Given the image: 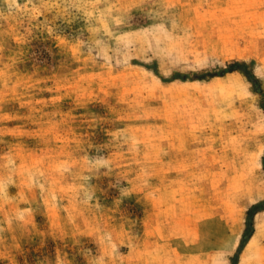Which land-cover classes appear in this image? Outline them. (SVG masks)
I'll return each mask as SVG.
<instances>
[{"label":"rangeland","instance_id":"374dc122","mask_svg":"<svg viewBox=\"0 0 264 264\" xmlns=\"http://www.w3.org/2000/svg\"><path fill=\"white\" fill-rule=\"evenodd\" d=\"M261 202L264 0H0V264H264Z\"/></svg>","mask_w":264,"mask_h":264},{"label":"trees","instance_id":"16d2710c","mask_svg":"<svg viewBox=\"0 0 264 264\" xmlns=\"http://www.w3.org/2000/svg\"><path fill=\"white\" fill-rule=\"evenodd\" d=\"M233 67V66H231ZM261 208H264V202L262 203H257L255 205H253L248 211H247V218H246V228H245V233L241 239L240 245H239V249L242 247V245L245 243V241L250 237V235L253 232V228H252V215L255 214V212H257V210H260Z\"/></svg>","mask_w":264,"mask_h":264}]
</instances>
